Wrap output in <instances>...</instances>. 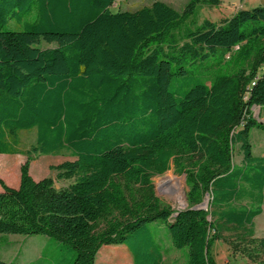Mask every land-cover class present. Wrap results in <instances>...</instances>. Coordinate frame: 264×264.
<instances>
[{"label": "trees", "instance_id": "obj_1", "mask_svg": "<svg viewBox=\"0 0 264 264\" xmlns=\"http://www.w3.org/2000/svg\"><path fill=\"white\" fill-rule=\"evenodd\" d=\"M119 1L0 0V155L19 154V134L36 130L19 186L0 177V234L48 236L74 252L71 264H96L103 246L127 241L133 264H162L151 226H166L176 244L177 223L194 215L188 264H217L216 241L264 264L255 231L264 156L250 141L252 129L264 132L252 114L264 107V8L184 29L199 4L223 0H189L183 13L162 1L114 12ZM10 21L24 30H7ZM205 63L206 77L171 90ZM65 153L76 160L51 170L70 186L32 178L31 154ZM172 166L191 206L209 195L207 210L171 222L152 179Z\"/></svg>", "mask_w": 264, "mask_h": 264}, {"label": "rangeland", "instance_id": "obj_2", "mask_svg": "<svg viewBox=\"0 0 264 264\" xmlns=\"http://www.w3.org/2000/svg\"><path fill=\"white\" fill-rule=\"evenodd\" d=\"M155 1H162L173 7L180 13H183L187 7L189 0H122L117 2L112 10L118 11H136L142 7L150 6ZM257 7L264 8V0H223L218 6H211L208 4H199L195 15L187 20L184 29H194L200 26L205 20L214 23H220L222 20L231 18L239 10H252ZM35 14L30 17L25 16L23 20L33 21ZM23 22L17 24L15 21H10L7 25V30L23 31ZM41 48H52L55 44H47L42 41ZM221 54V53H219ZM264 66V63L261 67ZM210 67V63L203 65H194L189 67V77L186 79L174 78L171 90L180 89L185 82L188 84L194 81L193 78H204L209 71L206 68ZM216 69V67L214 68ZM213 74V69L210 70ZM263 74L261 69L258 71ZM253 117L257 122L264 124V108L254 107L252 110ZM19 145L17 149L19 154H2L0 155V177L4 183L11 187L17 188L20 184L21 167L26 162L27 152L36 144V130L23 131L19 134ZM250 141L252 144L253 154L257 157L264 155V132L254 128L251 131ZM33 161L30 165V175L35 181H40L47 177H52L56 182V188L62 189L70 186L74 180L58 181L57 172L51 170V167L60 165L67 161H75L70 154L65 153L60 156L54 155H34L29 156ZM241 157L239 154L235 155V162L240 163ZM153 191L155 196L160 200L164 207L172 211L171 222H176V218L181 213L187 212L196 207L191 206L187 200L188 187L186 184V176L176 171L172 166L171 170L163 175L155 176L152 179ZM1 191V189H0ZM210 197H205L201 204L203 210H207L209 206ZM198 218L194 215H188L177 223L175 231L174 243L171 238L168 228L161 223L153 224L151 226L157 242L163 249L164 260L162 264H188L189 250L188 245L199 231ZM255 231L257 238H264V211L261 216L255 220ZM48 236L45 235H12L0 234V262L6 264L19 263L26 264L25 261L30 262L37 254L29 253L26 249L42 250L46 244ZM55 241V240H54ZM234 243V242H233ZM236 243V242H235ZM243 245V244H242ZM31 246V247H30ZM121 247L114 248L112 254L109 256L99 255V264H120L122 258H127L130 264H133V255L129 251V242L119 245H109ZM212 256L217 264H255L252 263L238 248H234L230 242L216 241L212 246ZM264 260V258H262Z\"/></svg>", "mask_w": 264, "mask_h": 264}, {"label": "crops", "instance_id": "obj_3", "mask_svg": "<svg viewBox=\"0 0 264 264\" xmlns=\"http://www.w3.org/2000/svg\"><path fill=\"white\" fill-rule=\"evenodd\" d=\"M264 108V107H263ZM264 156V155H263ZM31 247V246H30ZM116 246H103L96 257V264H99V255L109 256L112 254V251ZM30 254H37L36 257L28 262V264H71V261L74 256V252L69 250L68 247L61 243L51 240H47L42 250H37L36 248L32 250L31 248L26 249ZM24 263L27 264L25 261Z\"/></svg>", "mask_w": 264, "mask_h": 264}, {"label": "built area", "instance_id": "obj_4", "mask_svg": "<svg viewBox=\"0 0 264 264\" xmlns=\"http://www.w3.org/2000/svg\"><path fill=\"white\" fill-rule=\"evenodd\" d=\"M261 71H262V73H264V66H262ZM258 78H259V75L256 77L255 81L252 83L253 85H255V82H256V80H257Z\"/></svg>", "mask_w": 264, "mask_h": 264}, {"label": "water", "instance_id": "obj_5", "mask_svg": "<svg viewBox=\"0 0 264 264\" xmlns=\"http://www.w3.org/2000/svg\"><path fill=\"white\" fill-rule=\"evenodd\" d=\"M202 206H204V204L198 205L196 208H194V210H201L202 209Z\"/></svg>", "mask_w": 264, "mask_h": 264}]
</instances>
